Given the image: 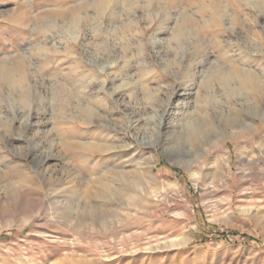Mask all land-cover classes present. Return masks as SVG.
I'll use <instances>...</instances> for the list:
<instances>
[{"label":"rangeland","instance_id":"rangeland-1","mask_svg":"<svg viewBox=\"0 0 264 264\" xmlns=\"http://www.w3.org/2000/svg\"><path fill=\"white\" fill-rule=\"evenodd\" d=\"M187 46L264 71V0H0V264H264V129L187 163L133 137L208 106Z\"/></svg>","mask_w":264,"mask_h":264},{"label":"bare ground","instance_id":"bare-ground-1","mask_svg":"<svg viewBox=\"0 0 264 264\" xmlns=\"http://www.w3.org/2000/svg\"><path fill=\"white\" fill-rule=\"evenodd\" d=\"M220 14H222L221 25L227 28H233L232 19H227L224 16L225 12L223 13L222 10ZM244 45L246 46V43ZM188 47H185L184 54L181 55V58L184 56L186 62L183 63L180 61L181 58L176 60V63L181 64L180 66L187 70V76L179 83V95L189 97L195 92L196 96L197 92H199L198 94L202 93V89L204 90L202 98L204 99V103L208 102V106L200 109L197 107V104L194 106L187 104L185 106L181 102L176 101L170 108H165L164 111L160 112L157 110V113H155L156 128L153 135H147L144 132V134H134L133 136L140 145H157L161 148L162 154L176 156L183 163L188 162L191 147L198 140L204 139L207 142L211 141L212 144H217L216 142H223L225 144V140H230L238 148L240 138L249 133L253 134L258 129L256 124L259 125V128L264 129V100L256 99L257 96L264 92V71L257 69L255 65L251 64V61L240 60L234 50H231L229 54L221 56L222 60H214L206 66L201 65L202 68H200L199 63H201V60L196 59L195 48L189 49ZM191 70L195 76L189 78L188 75L192 76L189 72ZM11 73L5 72L3 76H13ZM196 76L198 78H195ZM118 90L119 88L113 90L111 94L118 95L122 98L124 93H117ZM123 98L125 97L123 96ZM181 100L183 101V99ZM121 104L123 105V102ZM172 112L175 116L168 117ZM139 119L132 120V128L140 127L138 126ZM47 158V156L43 157L40 155L36 164L38 166L43 164ZM117 164V160L112 164H107L108 167L111 165L110 170L114 175H118L121 172L117 171L118 169L115 166ZM151 164H154V160L151 161ZM228 165L229 158L225 162V166ZM108 171L109 168H105V172ZM192 175L194 176L195 174ZM227 176H229L228 171ZM97 184L101 185V182L97 181ZM5 190L7 195L6 199H11V191L9 189ZM244 210L246 213H252L253 208L248 206Z\"/></svg>","mask_w":264,"mask_h":264}]
</instances>
